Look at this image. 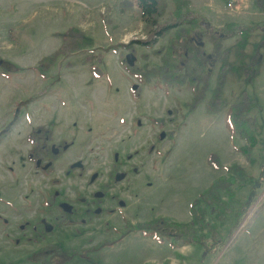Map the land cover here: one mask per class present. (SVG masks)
Here are the masks:
<instances>
[{
	"label": "rangeland",
	"instance_id": "rangeland-1",
	"mask_svg": "<svg viewBox=\"0 0 264 264\" xmlns=\"http://www.w3.org/2000/svg\"><path fill=\"white\" fill-rule=\"evenodd\" d=\"M121 1L0 0V60L17 69L6 75L0 71V135L6 131L0 138V264H41L32 257L47 247L64 254L63 264H264V48L256 47L264 35V15L251 0L230 7L218 0H186L188 9L212 29L230 22L260 26L245 49L242 72L225 76L222 96L227 107L208 114L204 100L190 110L193 97L187 85L159 79L145 85L124 68L126 51L118 45L146 41L154 29L147 26L150 21H141L136 9L121 10ZM100 7L106 15L99 13ZM172 10L168 2L160 24ZM187 26L158 37L152 47L135 43L137 70L160 67L169 52L172 77L185 76L186 43L174 47L187 39ZM67 29H77L82 44L41 71L39 60L63 44ZM200 41L209 53L208 40ZM236 41L234 37L221 43L229 60ZM205 62L199 60L203 71L209 69ZM219 70L216 62L210 86ZM133 84L140 88L136 97L130 91ZM244 95L254 107L252 147L248 138L238 135L226 111ZM20 101H25L23 107ZM38 126L67 146L54 172L42 174L27 160V137ZM209 153L224 167L239 169L235 185L218 194L225 216L212 224L214 239L181 244L153 234L155 228L139 230L138 225L152 220L160 221L161 230L170 222H189L191 201L212 180L230 176L207 165ZM116 156V168L125 173L120 182L110 181L113 176L107 174ZM77 161L84 170L64 175V168ZM91 173L97 174L92 184ZM98 189L109 199L101 202L100 215H91L86 211L91 209V193ZM61 202L75 208L69 216L73 221L58 222L52 233L38 239V223L52 221Z\"/></svg>",
	"mask_w": 264,
	"mask_h": 264
},
{
	"label": "trees",
	"instance_id": "trees-1",
	"mask_svg": "<svg viewBox=\"0 0 264 264\" xmlns=\"http://www.w3.org/2000/svg\"><path fill=\"white\" fill-rule=\"evenodd\" d=\"M127 6H135L141 15L143 23L150 21V28H153L152 36L147 42L131 41V43H140L143 45L153 46L159 36H165L170 33L172 28L180 27L181 25L188 24L194 26L197 22H204L202 16L192 13L187 8L185 0H128ZM233 0H219L221 3H226ZM168 2L172 5V12H168L170 15L165 24H160L166 14ZM253 6L261 13H264V0H253ZM253 27L246 24H228L224 26L220 31H223L228 36H238V42L236 43L231 56L234 59L229 60L230 53L228 50L218 52V60L221 62V68L217 72L213 85L208 84V74L200 69L199 66L190 62L189 71L185 76L172 77L171 74L174 69L173 58L168 52L164 57L162 65L156 69H142L139 71V78L143 82H148L152 78H158L161 81H165L168 84L182 85L190 83L193 87V101L190 104V110H193L200 101L204 100V108L208 114H216L221 112L225 107L222 90L225 84V76L231 73H240L243 70V64L245 61V49L249 42L250 33ZM187 31V30H186ZM188 32V31H187ZM67 41L57 51L44 57L38 64V68L42 71H46L51 65H53L60 57L76 51L79 45L83 41L81 34H77V30L68 29L65 32ZM186 42V40L179 41L177 45ZM130 43V44H131ZM3 71L6 68L15 70L16 68L7 63H0ZM8 67H5V66ZM199 68V69H198ZM136 74L135 70H133ZM206 73V74H204ZM207 77H203L204 75ZM196 76V77H195ZM186 80V81H185ZM193 82L195 84H193ZM228 112V119L231 124L238 131V135L248 138L250 146L255 144L253 139V129L255 128V118L251 116V112L254 110L253 104L246 99L244 95L239 103L233 104L226 108ZM245 120H249L248 126L245 124ZM234 123V124H233ZM242 124L244 127H242ZM248 149V152H250ZM207 164L213 168V170H221L223 168L220 160L215 154H209L207 156ZM242 171L243 169L240 168ZM226 172L230 173L227 179L217 178L213 180L206 189L200 192V196L193 199L189 206L190 220L187 223L170 222L166 229H160V221L152 220L147 224L138 225L139 230H147L149 227L155 228L152 231L158 232L160 235L175 242H182L184 244L198 243L204 244L205 238L214 239V226L213 223L223 222L225 216V208H222L220 202H218V194L225 187H231L235 185V176L239 171L237 166H230L225 168ZM255 187V186H254ZM231 196V195H230ZM231 198V197H230ZM147 228V229H145ZM205 234H204V233ZM217 241L212 243V248L217 245ZM54 247H47L38 251L32 257V261L41 264H63L65 257L62 252H56ZM57 249V248H56ZM58 250V249H57ZM54 260V261H50Z\"/></svg>",
	"mask_w": 264,
	"mask_h": 264
},
{
	"label": "flooded vegetation",
	"instance_id": "flooded-vegetation-1",
	"mask_svg": "<svg viewBox=\"0 0 264 264\" xmlns=\"http://www.w3.org/2000/svg\"><path fill=\"white\" fill-rule=\"evenodd\" d=\"M206 29V28H205ZM221 36V35H220ZM197 39H199V35L195 34L189 43V50L191 54L194 56L195 59L202 60L206 59V64L208 66H213L214 60L206 55L204 52L205 46L201 44ZM209 50H211L214 46L211 44L207 46ZM187 49V48H186ZM188 50V49H187ZM213 51V50H212ZM187 52H184V55H186ZM211 69V68H209ZM36 138H38V145L33 148V146H30L31 152L28 153V158L33 163V168L35 170L40 171L42 174L45 173H50L55 171V163L56 161L61 157V155L64 153V151L67 149V146L65 145V142L62 139H52L49 131L45 130V128H36ZM33 150V151H32ZM35 158V159H33ZM114 159L117 161L116 163L113 161L112 165L110 166L109 170L107 171V174H111L113 176V180L110 181H115L114 178L117 176V173H124L123 171H120L116 168L118 161V156L114 157ZM80 162L82 165L81 168L76 169L73 168L72 165L74 163H69L66 168H64V175L68 176L71 175V173L74 172V170H84V165L82 161H77ZM75 162V163H77ZM113 166V167H112ZM96 173H91L90 176ZM125 174V173H124ZM97 179V178H96ZM95 179V180H96ZM94 180V181H95ZM94 181L90 182L91 184L94 183ZM104 199H109V196L106 195L105 192L100 191L99 189L96 191H93L91 193V212H93L95 209H99V206L102 205L101 202H103ZM62 210H60L61 212ZM65 219V215L63 212L59 213L52 221L47 222L41 221L38 223L37 229L34 232L35 235H39L40 238L42 239L45 235H48L45 233V224L49 223L52 226L51 233L53 232V229L56 228L58 222L63 221ZM54 227V228H53ZM33 229V227H31Z\"/></svg>",
	"mask_w": 264,
	"mask_h": 264
},
{
	"label": "water",
	"instance_id": "water-1",
	"mask_svg": "<svg viewBox=\"0 0 264 264\" xmlns=\"http://www.w3.org/2000/svg\"><path fill=\"white\" fill-rule=\"evenodd\" d=\"M126 60H127V63H128L130 66H132V65H133V62H134V60H135V58L133 57L132 54H129V55L126 56ZM136 88H137L136 86H132V89H133V90H135ZM163 136H164V135L161 134V135H160V139H162ZM74 166H75V167H80L81 164H80V163H77V164H75ZM123 177H124L123 174L117 175L116 178H115V180H116V181H120V180L123 179ZM95 178H96V175H93V176L90 178V182L93 181ZM121 205H123V204H121ZM60 207H61L65 212H68V213H69V212L71 211V207H70L69 205L65 204V203L60 204ZM95 213H99V210H96ZM51 229H52V227H50L49 224H46V225H45V230H46L47 232H50Z\"/></svg>",
	"mask_w": 264,
	"mask_h": 264
},
{
	"label": "crops",
	"instance_id": "crops-1",
	"mask_svg": "<svg viewBox=\"0 0 264 264\" xmlns=\"http://www.w3.org/2000/svg\"><path fill=\"white\" fill-rule=\"evenodd\" d=\"M231 23H233V24H239L240 22H230L229 24H231ZM230 39H233V36H229V38H227L226 40H230ZM259 45H261V43Z\"/></svg>",
	"mask_w": 264,
	"mask_h": 264
}]
</instances>
